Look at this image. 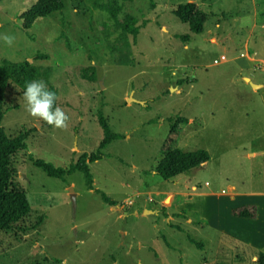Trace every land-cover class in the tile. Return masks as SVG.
<instances>
[{
    "label": "rangeland",
    "instance_id": "1",
    "mask_svg": "<svg viewBox=\"0 0 264 264\" xmlns=\"http://www.w3.org/2000/svg\"><path fill=\"white\" fill-rule=\"evenodd\" d=\"M36 1L0 0V34L15 37L12 46L0 40V64L28 60L41 68L38 80L55 89L70 119L65 129L37 121L25 110L23 91L9 82L0 127L8 136L31 130L26 149L12 159L30 211L13 230H0V264H249L246 247L229 246L234 242L204 226L202 199L189 193L190 185L205 190L206 181L215 193L243 180L264 188V0H103L139 26L135 41L125 34V47L117 40L121 27L92 0H63L62 10L23 28L19 16ZM186 2L204 16L201 33L173 14ZM245 52L258 59L251 76L258 88L242 79L251 74L240 68ZM221 55L226 60L214 63ZM98 114L118 137L88 163V190L81 172L65 168L97 150ZM175 148L205 149L209 159L162 179L155 166ZM30 155L63 175L48 176ZM176 191L186 194L165 197L163 206L174 202L163 209L164 194ZM164 211L178 213L173 228Z\"/></svg>",
    "mask_w": 264,
    "mask_h": 264
},
{
    "label": "trees",
    "instance_id": "2",
    "mask_svg": "<svg viewBox=\"0 0 264 264\" xmlns=\"http://www.w3.org/2000/svg\"><path fill=\"white\" fill-rule=\"evenodd\" d=\"M92 3L94 8L106 11L114 23L121 27V33L117 40L120 39L124 41V47L127 45L126 33H130L133 36V41L136 40L139 26H134L132 22L119 19V6L103 0H92ZM63 6V0H37L30 8L20 14L21 25L23 28L28 29L36 19L47 16L52 12L60 11ZM173 14L181 22L188 24L192 33L202 32L204 16L195 3L186 2L178 4L173 9ZM185 38L187 39L188 36L185 35ZM46 57L45 54H38L36 56V58ZM41 72V68L31 64L28 60H22L20 62L2 61L0 64V122L3 116L4 94L9 82H13L24 91L26 82L38 80L41 76ZM91 73L93 74V72ZM91 73H89V75L86 74V69H84L83 75L89 80H94L95 77L91 75ZM178 83H180V81H178ZM47 88L56 93L53 87L47 86ZM54 106H57V99ZM98 121L103 130V138L99 142L97 150L90 154L81 153L75 161L69 163L67 168H65L67 174H71L75 171L81 172L88 190L93 189L94 182L88 163L98 160L101 150L104 149L110 141L118 137V135L111 131L102 114H98ZM30 133V129H24L15 136H8L0 127V230L2 231L13 230L16 223L21 221L30 211L26 195L14 183L15 171L12 167V159L15 153L19 150L26 149V140ZM29 159L48 176L61 177L63 175V172L50 162L34 158L32 155L29 156ZM208 159L209 154L205 149H197L194 151L177 149L160 159L155 166L154 172L162 179L167 180L192 168L201 166L208 161ZM96 191L100 193L103 202L110 206H115L113 200L99 190ZM39 221H42V218H40ZM198 222L199 220H196V223ZM189 240L192 243H196L191 238H189ZM196 244L201 247L199 243ZM256 264H264V251L258 252Z\"/></svg>",
    "mask_w": 264,
    "mask_h": 264
},
{
    "label": "crops",
    "instance_id": "3",
    "mask_svg": "<svg viewBox=\"0 0 264 264\" xmlns=\"http://www.w3.org/2000/svg\"><path fill=\"white\" fill-rule=\"evenodd\" d=\"M254 55H256L254 53ZM238 58V57H235ZM240 58L245 60V63H241V71L249 72L251 74L242 75V79L246 82L245 78H248L251 82L255 67L253 64H257V58L250 56L248 52L241 53ZM254 83V82H253ZM256 84V83H254ZM262 86V84H258ZM176 133L172 132L171 137H174ZM174 150H177L175 148ZM264 154V150L262 151ZM254 152H245V156H253ZM248 182L243 180L231 184L227 188L228 193H215V191L210 190L209 182H205V190L199 191L196 185H190V193L193 196H200L203 202L202 214L204 217V226H211L218 229V235L222 238H226L232 246L233 244H241L249 250L247 257L249 258V264H256L257 254L259 251H264V188H254L252 186L246 185ZM177 194H186V192H167L164 194V198L161 199V205L165 200V197L171 196L172 199L175 198ZM174 202V201H173ZM172 202V204H173ZM171 204V205H172ZM163 206V209L166 207ZM115 207H112L113 210ZM145 212H149L146 211ZM135 215L137 212L134 213ZM164 219L174 226L175 217L178 213L176 212H166ZM125 215V213H124ZM180 215V214H179ZM196 220H200L197 218ZM188 223L190 221L194 224L196 221L192 219L186 220ZM174 223V224H173ZM198 226V225H197ZM199 244L204 246L201 242ZM245 257V256H244Z\"/></svg>",
    "mask_w": 264,
    "mask_h": 264
},
{
    "label": "clouds",
    "instance_id": "4",
    "mask_svg": "<svg viewBox=\"0 0 264 264\" xmlns=\"http://www.w3.org/2000/svg\"><path fill=\"white\" fill-rule=\"evenodd\" d=\"M0 40L12 46L15 37L9 33L0 34ZM23 99L25 110L31 116L47 125L58 129H65L70 119L68 114L59 106H54L57 99L56 93L49 90L42 80L26 82Z\"/></svg>",
    "mask_w": 264,
    "mask_h": 264
},
{
    "label": "water",
    "instance_id": "5",
    "mask_svg": "<svg viewBox=\"0 0 264 264\" xmlns=\"http://www.w3.org/2000/svg\"><path fill=\"white\" fill-rule=\"evenodd\" d=\"M247 80V82L253 87V88H258V84H254L253 82H251L248 78H245ZM101 84V83H100ZM102 86V85H101ZM68 192H69V198L72 204V209L73 211H75V207H76V194L74 192V189L72 186L68 187ZM149 211V210H146ZM151 212V211H149Z\"/></svg>",
    "mask_w": 264,
    "mask_h": 264
},
{
    "label": "built area",
    "instance_id": "6",
    "mask_svg": "<svg viewBox=\"0 0 264 264\" xmlns=\"http://www.w3.org/2000/svg\"><path fill=\"white\" fill-rule=\"evenodd\" d=\"M225 60H226L225 56L221 55L219 60H217V59L214 60V63L224 62Z\"/></svg>",
    "mask_w": 264,
    "mask_h": 264
}]
</instances>
